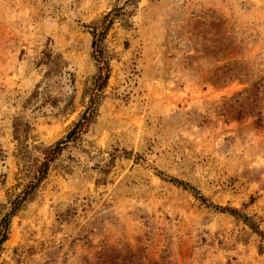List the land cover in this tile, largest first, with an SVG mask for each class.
<instances>
[{"label":"rangeland","instance_id":"1","mask_svg":"<svg viewBox=\"0 0 264 264\" xmlns=\"http://www.w3.org/2000/svg\"><path fill=\"white\" fill-rule=\"evenodd\" d=\"M95 28L96 115L11 218L0 264H264L261 237L207 205L264 229V0H0V222L29 181L21 143L43 160L90 106Z\"/></svg>","mask_w":264,"mask_h":264},{"label":"trees","instance_id":"2","mask_svg":"<svg viewBox=\"0 0 264 264\" xmlns=\"http://www.w3.org/2000/svg\"><path fill=\"white\" fill-rule=\"evenodd\" d=\"M96 31L94 34L93 48L95 50L94 57L98 62L99 71L98 73L92 77L91 84L88 86L87 90L90 91V106L88 110L83 113L81 119L74 124L73 128L67 133L65 139H61L57 141L55 144L47 146V147H37L41 149V152L44 154V159L39 160L38 158L31 159L29 155V145L22 142L21 143V157L23 162L25 163V175L26 178L29 179L28 183L24 186L22 192H20L14 199H10L11 203V211L7 212L0 222V251L2 249L3 243L8 239V229L11 222V218L15 216L19 210L24 206L25 202L34 196L36 190L40 187L42 182L46 180L51 165L56 159L60 156L63 149L67 146L70 141L76 142L81 133H83V128H85L90 122L93 121L96 115V103L98 99L101 97L102 92L107 87V82L110 77V68L109 63L107 61V57L105 55V48L103 45V41L106 36V30L95 28ZM49 76V74H48ZM27 131V126L22 123V121L17 120L15 122V132L16 136L19 139L23 132ZM123 155L130 157L131 152L123 149ZM160 175L178 186H181L185 189H190L196 195H199V190H197L189 181L181 180L179 178L170 177L164 174L163 171L159 172ZM204 202L208 203L206 198L202 195L198 196ZM210 207H213L215 210L223 213H228L233 215L237 220L243 221L245 224L249 226L253 233L259 235L261 239L264 241V229L260 227L259 223L255 220L254 217L248 215L240 209L222 206L219 204H207Z\"/></svg>","mask_w":264,"mask_h":264}]
</instances>
